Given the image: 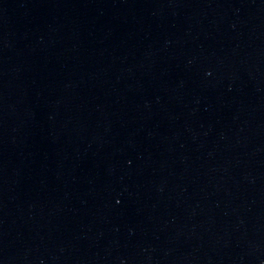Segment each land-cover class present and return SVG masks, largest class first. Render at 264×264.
<instances>
[{"label": "water", "instance_id": "95a60500", "mask_svg": "<svg viewBox=\"0 0 264 264\" xmlns=\"http://www.w3.org/2000/svg\"><path fill=\"white\" fill-rule=\"evenodd\" d=\"M0 264H264V0H0Z\"/></svg>", "mask_w": 264, "mask_h": 264}]
</instances>
